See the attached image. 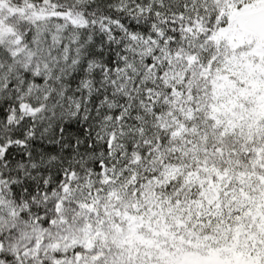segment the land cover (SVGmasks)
<instances>
[{"label": "snow or ice", "instance_id": "snow-or-ice-1", "mask_svg": "<svg viewBox=\"0 0 264 264\" xmlns=\"http://www.w3.org/2000/svg\"><path fill=\"white\" fill-rule=\"evenodd\" d=\"M48 4L0 0V264H264V0Z\"/></svg>", "mask_w": 264, "mask_h": 264}, {"label": "clouds", "instance_id": "clouds-1", "mask_svg": "<svg viewBox=\"0 0 264 264\" xmlns=\"http://www.w3.org/2000/svg\"><path fill=\"white\" fill-rule=\"evenodd\" d=\"M95 2L96 0H49V4L47 6L38 5V7L43 6L46 8V15L43 21L41 22V27L44 29H51V28H54L56 23L59 22L55 16L51 15L52 13L57 11V8L52 7L53 4L58 5V6L63 5L65 8L68 5H73L74 10H83L82 8L77 9L75 8V6L76 5L82 6L84 4H94ZM115 2L116 0H113V3ZM131 2L134 3L135 0H131ZM90 19L91 17H89V20ZM88 30L89 31L93 30L91 28V25H89ZM70 76H71V73H69V77ZM93 79L95 80V77H93ZM65 84L68 85L66 89L64 87ZM56 88H57V91L60 93V95L57 97H54L53 99L60 102L62 106L66 105V106H71L74 108L75 104L80 103L82 107L86 105L88 108H90V103H88V93L84 91H80L76 83H74L70 78L65 79L61 83L57 84ZM105 90H106V85L100 84L99 82H97L96 87L92 89V94L93 95H103ZM37 102L43 103V100L40 99L39 97H34L33 103H37ZM47 103L51 105L53 101L49 100ZM59 111L60 110L57 109V115L54 120L50 119L51 117L50 111L48 113L38 114V116L36 117V122L33 125V127L35 128L34 140H38L47 146H55L56 148L55 155L57 157V160L55 161L54 166L51 167V171L53 173H55L57 168L65 160H67V156L64 153V145L65 144L69 145L68 151L70 152L75 146L76 139L77 138L83 139L82 136L77 135L76 130H70L72 128H76V129L80 128V125L81 123H83V121H78L70 117L66 118L65 120H61ZM84 115H85V112L81 111V116H84ZM27 119H30V118H27ZM93 119L95 120V123L93 124L91 121H89L85 125V127L94 128L96 125H100L101 131H104L105 127H111V124L105 125L102 114L100 116V119H97L96 116L93 117ZM112 123H115V122L113 121ZM66 124L71 125L69 131L65 133V137H68L69 134H71L72 136L71 143L69 142L68 139H64L62 143H56V141L60 139L59 132L57 131V129L61 126H65ZM45 129L47 130L45 131ZM116 130L118 131V127ZM84 135L86 136L87 133H85ZM33 141L31 142V145H30L31 147H32ZM50 141L52 142L51 144L49 143ZM36 150H37L38 157L40 155H43L45 159H47L48 153H44L42 149H36Z\"/></svg>", "mask_w": 264, "mask_h": 264}, {"label": "trees", "instance_id": "trees-1", "mask_svg": "<svg viewBox=\"0 0 264 264\" xmlns=\"http://www.w3.org/2000/svg\"><path fill=\"white\" fill-rule=\"evenodd\" d=\"M90 108H93V112H92V118L89 121H91L94 124L95 123V120L93 119V117L96 116V112H95L94 105L90 104ZM70 130H77V129L76 128H72ZM32 148L33 149H42L44 153H54V152H56L55 146H47V145L41 143L38 140H34L33 141Z\"/></svg>", "mask_w": 264, "mask_h": 264}]
</instances>
